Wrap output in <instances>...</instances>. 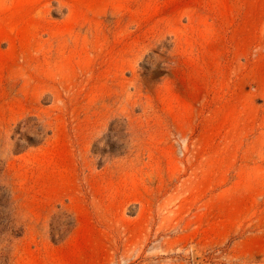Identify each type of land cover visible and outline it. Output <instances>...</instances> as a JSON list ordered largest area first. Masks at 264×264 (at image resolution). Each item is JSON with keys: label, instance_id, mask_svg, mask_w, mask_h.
<instances>
[{"label": "rangeland", "instance_id": "374dc122", "mask_svg": "<svg viewBox=\"0 0 264 264\" xmlns=\"http://www.w3.org/2000/svg\"><path fill=\"white\" fill-rule=\"evenodd\" d=\"M0 264H264V0H0Z\"/></svg>", "mask_w": 264, "mask_h": 264}]
</instances>
